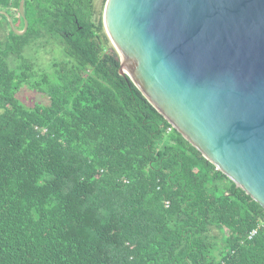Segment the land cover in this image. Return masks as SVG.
<instances>
[{
    "label": "trees",
    "instance_id": "obj_1",
    "mask_svg": "<svg viewBox=\"0 0 264 264\" xmlns=\"http://www.w3.org/2000/svg\"><path fill=\"white\" fill-rule=\"evenodd\" d=\"M26 13L0 15V264H264V206L122 74L95 0Z\"/></svg>",
    "mask_w": 264,
    "mask_h": 264
},
{
    "label": "water",
    "instance_id": "obj_2",
    "mask_svg": "<svg viewBox=\"0 0 264 264\" xmlns=\"http://www.w3.org/2000/svg\"><path fill=\"white\" fill-rule=\"evenodd\" d=\"M27 0L19 10L29 31ZM104 25L148 101L264 206V0H108Z\"/></svg>",
    "mask_w": 264,
    "mask_h": 264
},
{
    "label": "rangeland",
    "instance_id": "obj_3",
    "mask_svg": "<svg viewBox=\"0 0 264 264\" xmlns=\"http://www.w3.org/2000/svg\"><path fill=\"white\" fill-rule=\"evenodd\" d=\"M108 0H95V9L98 13H102L104 15V11H106ZM53 54H46L43 56L42 62L47 64V67H51V63L53 60ZM20 98L23 100L25 104L28 105H36V104H50V98L41 94L37 91H32L30 88L25 87L20 93Z\"/></svg>",
    "mask_w": 264,
    "mask_h": 264
},
{
    "label": "built area",
    "instance_id": "obj_4",
    "mask_svg": "<svg viewBox=\"0 0 264 264\" xmlns=\"http://www.w3.org/2000/svg\"><path fill=\"white\" fill-rule=\"evenodd\" d=\"M257 234H258V232L255 231V232L252 234L251 238L254 239V238L256 237Z\"/></svg>",
    "mask_w": 264,
    "mask_h": 264
}]
</instances>
